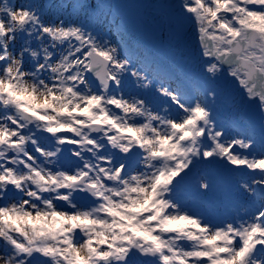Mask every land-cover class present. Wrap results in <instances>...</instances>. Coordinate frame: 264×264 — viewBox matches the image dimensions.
<instances>
[{
	"label": "snow or ice",
	"instance_id": "obj_1",
	"mask_svg": "<svg viewBox=\"0 0 264 264\" xmlns=\"http://www.w3.org/2000/svg\"><path fill=\"white\" fill-rule=\"evenodd\" d=\"M120 7L0 0V264H264V0Z\"/></svg>",
	"mask_w": 264,
	"mask_h": 264
},
{
	"label": "rangeland",
	"instance_id": "obj_2",
	"mask_svg": "<svg viewBox=\"0 0 264 264\" xmlns=\"http://www.w3.org/2000/svg\"><path fill=\"white\" fill-rule=\"evenodd\" d=\"M116 1L121 5V18L124 19L127 23L128 26L132 29L134 35L133 39H142L143 38V19L145 16V10L132 7V5L140 4V3H146L149 2V0H111V2ZM113 41L117 38L112 36ZM237 91V90H236ZM237 177H233L231 173H229L227 176L223 178H217L215 185L216 186H226L230 185L229 183H232L234 187H236L237 181L241 179V177L236 174ZM235 183V184H234ZM232 186V185H231ZM220 189V188H218ZM198 191V190H197ZM214 192H209L208 194H213ZM240 203L239 200V195L237 193L236 198H235V205L238 206ZM235 206V207H236ZM244 209H239V211H243ZM238 211H233V216L237 215Z\"/></svg>",
	"mask_w": 264,
	"mask_h": 264
}]
</instances>
